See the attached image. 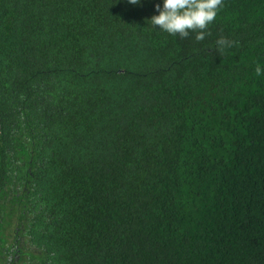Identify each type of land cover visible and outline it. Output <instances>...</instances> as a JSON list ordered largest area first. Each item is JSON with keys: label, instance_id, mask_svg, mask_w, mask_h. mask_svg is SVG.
Returning a JSON list of instances; mask_svg holds the SVG:
<instances>
[{"label": "trees", "instance_id": "trees-1", "mask_svg": "<svg viewBox=\"0 0 264 264\" xmlns=\"http://www.w3.org/2000/svg\"><path fill=\"white\" fill-rule=\"evenodd\" d=\"M156 4L0 0V264H264V0Z\"/></svg>", "mask_w": 264, "mask_h": 264}, {"label": "clouds", "instance_id": "clouds-1", "mask_svg": "<svg viewBox=\"0 0 264 264\" xmlns=\"http://www.w3.org/2000/svg\"><path fill=\"white\" fill-rule=\"evenodd\" d=\"M131 5H139L141 0H127ZM224 0H162L161 4L155 5L151 25L157 31L165 32L179 39H187L194 34L197 42L205 39L208 26L213 23L223 7ZM218 51L223 52L231 48L233 42L225 38L217 40ZM256 76H264V67L259 64L255 67Z\"/></svg>", "mask_w": 264, "mask_h": 264}]
</instances>
